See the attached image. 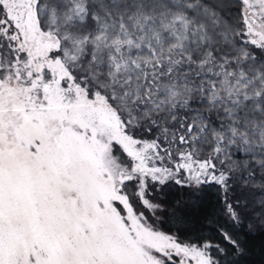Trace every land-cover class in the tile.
<instances>
[{
  "label": "snow or ice",
  "instance_id": "6c2138e0",
  "mask_svg": "<svg viewBox=\"0 0 264 264\" xmlns=\"http://www.w3.org/2000/svg\"><path fill=\"white\" fill-rule=\"evenodd\" d=\"M257 244L264 0H0V264Z\"/></svg>",
  "mask_w": 264,
  "mask_h": 264
},
{
  "label": "trees",
  "instance_id": "16d2710c",
  "mask_svg": "<svg viewBox=\"0 0 264 264\" xmlns=\"http://www.w3.org/2000/svg\"><path fill=\"white\" fill-rule=\"evenodd\" d=\"M262 260H264V257L260 254V247L257 244L256 245V252L254 255L249 257L250 264H262Z\"/></svg>",
  "mask_w": 264,
  "mask_h": 264
}]
</instances>
